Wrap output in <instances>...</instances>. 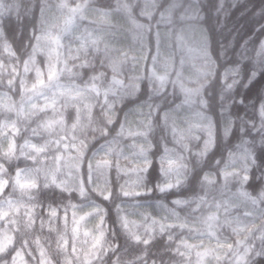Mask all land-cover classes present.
Instances as JSON below:
<instances>
[{"label":"clouds","instance_id":"obj_1","mask_svg":"<svg viewBox=\"0 0 264 264\" xmlns=\"http://www.w3.org/2000/svg\"><path fill=\"white\" fill-rule=\"evenodd\" d=\"M0 264H264V0H0Z\"/></svg>","mask_w":264,"mask_h":264}]
</instances>
